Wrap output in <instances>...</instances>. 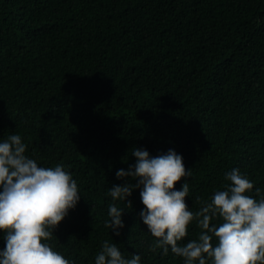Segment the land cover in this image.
<instances>
[{
    "label": "trees",
    "instance_id": "obj_1",
    "mask_svg": "<svg viewBox=\"0 0 264 264\" xmlns=\"http://www.w3.org/2000/svg\"><path fill=\"white\" fill-rule=\"evenodd\" d=\"M12 134L77 182L55 251L95 264L107 240L140 264H184L150 251L139 189L132 208L107 193L134 147L183 156L193 212L233 168L254 182L248 195L264 193V0H0V141ZM112 203L125 210L119 236L105 227ZM201 231L194 220L179 243Z\"/></svg>",
    "mask_w": 264,
    "mask_h": 264
},
{
    "label": "clouds",
    "instance_id": "obj_2",
    "mask_svg": "<svg viewBox=\"0 0 264 264\" xmlns=\"http://www.w3.org/2000/svg\"><path fill=\"white\" fill-rule=\"evenodd\" d=\"M27 145L19 134L0 141V231L5 247L0 250V264H74L47 243L55 229L75 209L81 199L77 182L62 165L41 167L29 158ZM134 165L117 170L122 184H113L108 195L113 201L128 199L140 190L145 206L139 213L143 224L155 239L150 251L162 249L183 258L184 264H264V193L238 168L225 174L230 182L216 190L209 201L193 212L186 203L189 196L183 156L174 149L152 156L146 149L133 148ZM184 179L181 188L175 185ZM199 199V198H198ZM125 210L109 204L110 220L105 227L116 236L124 228ZM220 219L219 225L212 223ZM196 221L202 229L198 238L180 244L188 235L189 225ZM213 238L218 241L213 245ZM141 256L133 253L126 259L117 243L105 240L95 264H140Z\"/></svg>",
    "mask_w": 264,
    "mask_h": 264
}]
</instances>
